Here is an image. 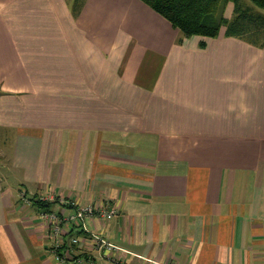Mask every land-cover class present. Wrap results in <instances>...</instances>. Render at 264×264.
Here are the masks:
<instances>
[{
    "label": "crops",
    "instance_id": "obj_1",
    "mask_svg": "<svg viewBox=\"0 0 264 264\" xmlns=\"http://www.w3.org/2000/svg\"><path fill=\"white\" fill-rule=\"evenodd\" d=\"M0 142V264H264V47L140 0H0ZM48 196L118 212L61 263Z\"/></svg>",
    "mask_w": 264,
    "mask_h": 264
},
{
    "label": "trees",
    "instance_id": "obj_2",
    "mask_svg": "<svg viewBox=\"0 0 264 264\" xmlns=\"http://www.w3.org/2000/svg\"><path fill=\"white\" fill-rule=\"evenodd\" d=\"M154 12L165 18L183 38L200 37L202 39L237 37L249 41L254 46L264 47V0H249L262 12L251 8L239 7V0H140ZM236 4L234 17H226L229 4ZM204 48L205 41L200 44ZM35 201L41 211H51L58 203Z\"/></svg>",
    "mask_w": 264,
    "mask_h": 264
},
{
    "label": "built area",
    "instance_id": "obj_3",
    "mask_svg": "<svg viewBox=\"0 0 264 264\" xmlns=\"http://www.w3.org/2000/svg\"><path fill=\"white\" fill-rule=\"evenodd\" d=\"M42 202H55L58 199L55 197H42L39 198ZM60 203L70 207L68 212L66 211H43L41 212V218L48 224V237L50 240V251L57 262H65L73 254V247L82 242L79 237H71L67 242V236L74 231H81L84 233H90L86 226V221L90 218L104 217L111 219L117 215V210L102 209L95 205L81 206L74 201L65 202L62 199L58 200ZM91 234V233H90ZM92 237L95 239L96 246L100 249L109 248L114 246L108 243L105 239L92 233Z\"/></svg>",
    "mask_w": 264,
    "mask_h": 264
},
{
    "label": "rangeland",
    "instance_id": "obj_4",
    "mask_svg": "<svg viewBox=\"0 0 264 264\" xmlns=\"http://www.w3.org/2000/svg\"><path fill=\"white\" fill-rule=\"evenodd\" d=\"M238 4V6L242 9L251 8L254 12H262L259 8H256V6H253V4L249 0H239ZM235 5L236 4L231 3L228 6V12L230 13V15H232V18L234 17V9L236 7ZM5 151H7L6 146L0 142V180L4 181L5 186L8 184L16 185V183L20 179V175L16 172V170L13 171L10 167L11 160L7 159L6 154L4 153Z\"/></svg>",
    "mask_w": 264,
    "mask_h": 264
}]
</instances>
